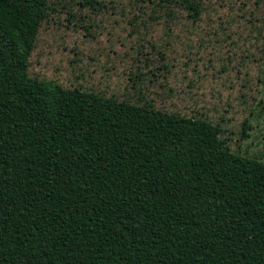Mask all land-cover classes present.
<instances>
[{
	"label": "trees",
	"instance_id": "obj_1",
	"mask_svg": "<svg viewBox=\"0 0 264 264\" xmlns=\"http://www.w3.org/2000/svg\"><path fill=\"white\" fill-rule=\"evenodd\" d=\"M54 13L0 0V264H264V160L204 115L32 77Z\"/></svg>",
	"mask_w": 264,
	"mask_h": 264
},
{
	"label": "rangeland",
	"instance_id": "obj_2",
	"mask_svg": "<svg viewBox=\"0 0 264 264\" xmlns=\"http://www.w3.org/2000/svg\"><path fill=\"white\" fill-rule=\"evenodd\" d=\"M50 0L29 74L223 129L231 149L264 160V0ZM173 14V15H172Z\"/></svg>",
	"mask_w": 264,
	"mask_h": 264
}]
</instances>
